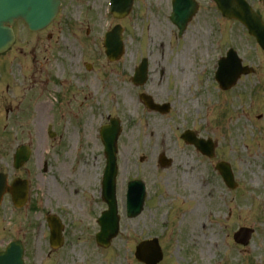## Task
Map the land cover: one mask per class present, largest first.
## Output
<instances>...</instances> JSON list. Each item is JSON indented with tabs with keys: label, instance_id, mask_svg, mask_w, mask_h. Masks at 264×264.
<instances>
[{
	"label": "rangeland",
	"instance_id": "1",
	"mask_svg": "<svg viewBox=\"0 0 264 264\" xmlns=\"http://www.w3.org/2000/svg\"><path fill=\"white\" fill-rule=\"evenodd\" d=\"M247 1L264 17V0ZM198 2L200 10L180 38L168 22L170 0H134L131 13L121 23L107 14V0H62L58 16L44 31L29 33L22 23L15 24L16 44L1 59L12 67L11 73L24 91L27 86L19 77L20 68H27L34 80H38L33 73L36 68L33 60L39 63L44 55L49 61L56 58L57 64L50 62L49 66L56 76L71 78L66 85L78 89L79 94L81 89L84 93L86 89L94 92L85 106L78 108L81 114L76 120L67 116L60 128L51 127L56 132L54 138L42 135L41 142L33 138L32 126L24 127L27 107L19 116L14 112L0 135V152L3 151L6 159L14 148L10 140L14 143L27 140L29 134L34 146V156L27 168L36 207L28 211L27 227L22 228L25 220L15 224L14 229L9 224L25 211L13 213L7 200L0 207V240L6 242L20 233L27 235V264H137L132 255L137 240L158 235L157 231H164V227L170 233L159 234L166 251L163 264H201L204 253L199 239H203L206 231L198 229V233L187 235L183 226L186 225L184 211L193 205L186 203L189 183L198 185L199 210L207 226V238L213 240L206 250L211 258L203 264L224 262L226 254H230V261L225 264H264V54L235 21L223 20L220 27L223 39L219 48L212 46V36H218L213 31V16L217 13L208 8L209 0ZM116 23L124 28L126 49L120 61L109 63L104 57L102 38ZM228 46L236 49L243 64L252 66L255 73L242 77L230 92L214 93L211 86L215 84L210 81L212 59ZM141 57L149 61V77L145 85L136 87L130 78ZM59 60L66 65L62 66ZM85 61L95 64L98 70L92 72L93 77L85 75L86 80L92 79L83 86L77 80L82 72L79 66ZM201 65L206 68L203 75L197 73L201 69L204 72ZM101 74L107 80L98 88L96 82ZM6 85H14L10 77ZM141 92L150 95L156 103L169 102V112L161 115L143 110L137 99ZM52 98L58 106L67 103L63 93H54ZM79 98L75 94L73 110ZM31 101L26 99V104ZM205 102L213 107L207 109ZM53 115L51 108L50 115L45 117L46 131ZM106 115L122 122L117 182L120 231L107 249H94L89 243L94 229L92 212L100 204L96 196L94 203L88 201L91 195L86 196V191L91 192L95 187V176L101 166L99 142L94 138L95 124L107 119ZM85 122L87 127L83 126ZM37 128L43 131V122ZM186 128L216 142L212 159L201 157L180 141L178 134ZM162 152L173 162L164 170L157 165ZM140 157H143L141 161ZM218 161L231 165L238 184L235 190L227 189L222 183L214 169ZM42 162L46 163V172ZM2 169L12 174L8 163L0 160ZM195 176L197 182H192ZM135 178L146 183V197L151 201L145 202V209H152L128 219L123 190L126 181ZM45 213H57L67 221L64 223L68 240L62 249L50 251L48 237L44 240L45 233L48 235L45 225L37 228ZM238 226L254 230L246 247L231 244L232 232L231 243L225 236ZM191 234L198 235L191 238Z\"/></svg>",
	"mask_w": 264,
	"mask_h": 264
},
{
	"label": "water",
	"instance_id": "2",
	"mask_svg": "<svg viewBox=\"0 0 264 264\" xmlns=\"http://www.w3.org/2000/svg\"><path fill=\"white\" fill-rule=\"evenodd\" d=\"M57 3V0H0V11H2L0 15V47L2 48L0 51L6 50L12 42L11 30L8 27H4L3 22L7 21L9 24H12L14 19L22 17L25 21L30 19L33 27H41L52 18L56 11ZM230 9L232 8L230 7ZM238 17L248 27L249 31L256 36L257 40L263 43L261 45L264 48V28L259 20L248 11H244ZM144 77L145 71H142L138 75V78L143 80ZM188 140H191V137ZM192 141L196 143V141ZM222 175H224L226 181L229 183V171L226 170ZM226 175H228V178ZM0 183L3 185V180H0ZM2 191L3 188H0V193Z\"/></svg>",
	"mask_w": 264,
	"mask_h": 264
},
{
	"label": "bare ground",
	"instance_id": "3",
	"mask_svg": "<svg viewBox=\"0 0 264 264\" xmlns=\"http://www.w3.org/2000/svg\"><path fill=\"white\" fill-rule=\"evenodd\" d=\"M36 108H37V117H36L35 121H38L39 119L42 118L43 112L46 111V105L43 103H40L36 106ZM162 142H163V139H162ZM187 190L190 194V196L188 195L187 200L188 201L194 200L196 193H197V184L196 183H189ZM200 214L201 213L199 210V204L197 201H195V205L192 206V208L186 210L185 223L188 225L190 232H194V231L198 230L199 227H201V221L202 220H201ZM201 245L204 246L203 240H202ZM206 246L207 247L209 246V241L206 243ZM206 253L202 257V259L205 261H208V260H210L211 257L209 255H207Z\"/></svg>",
	"mask_w": 264,
	"mask_h": 264
}]
</instances>
